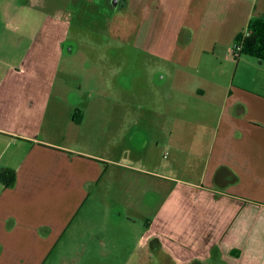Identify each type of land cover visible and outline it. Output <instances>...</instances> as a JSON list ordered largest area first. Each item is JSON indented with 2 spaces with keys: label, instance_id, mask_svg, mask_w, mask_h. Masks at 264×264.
<instances>
[{
  "label": "crops",
  "instance_id": "1",
  "mask_svg": "<svg viewBox=\"0 0 264 264\" xmlns=\"http://www.w3.org/2000/svg\"><path fill=\"white\" fill-rule=\"evenodd\" d=\"M102 3L108 43L160 56L152 102L63 106L70 18L44 13L2 62L0 264H264V62L232 53L264 0Z\"/></svg>",
  "mask_w": 264,
  "mask_h": 264
},
{
  "label": "rangeland",
  "instance_id": "2",
  "mask_svg": "<svg viewBox=\"0 0 264 264\" xmlns=\"http://www.w3.org/2000/svg\"><path fill=\"white\" fill-rule=\"evenodd\" d=\"M101 5L102 0H0V76L8 66L2 62H18L23 55L33 53L27 49L38 37L44 13L55 16L68 13L71 25L65 47L72 50H63L58 60L62 63L57 87L69 96L61 101L62 105L74 111L102 106L118 110L124 106L136 107L139 102L150 105V77L144 70L141 78H135L134 64L147 62L149 65L156 60L161 62V58L158 55L156 60H150V53L140 51L129 42L110 39L108 43L100 28L94 26L100 22L97 11ZM249 56L245 57L248 62H259ZM115 62L127 65L115 67ZM139 87L141 95L136 96ZM107 91L104 97L103 92ZM145 119L142 116L140 121Z\"/></svg>",
  "mask_w": 264,
  "mask_h": 264
},
{
  "label": "trees",
  "instance_id": "3",
  "mask_svg": "<svg viewBox=\"0 0 264 264\" xmlns=\"http://www.w3.org/2000/svg\"><path fill=\"white\" fill-rule=\"evenodd\" d=\"M248 34L241 33L237 36L235 43L242 41L243 48L240 54H247L264 61V16L253 17L247 27ZM0 180L6 186L15 182L12 170L3 169L0 171Z\"/></svg>",
  "mask_w": 264,
  "mask_h": 264
},
{
  "label": "built area",
  "instance_id": "4",
  "mask_svg": "<svg viewBox=\"0 0 264 264\" xmlns=\"http://www.w3.org/2000/svg\"><path fill=\"white\" fill-rule=\"evenodd\" d=\"M244 34H248V31H245ZM242 48H243V43L242 41L238 42V43H235L233 46H232V53L235 55V56H238L240 55V52L242 51Z\"/></svg>",
  "mask_w": 264,
  "mask_h": 264
}]
</instances>
